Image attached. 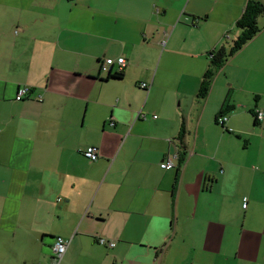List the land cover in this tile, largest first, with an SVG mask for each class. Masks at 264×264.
<instances>
[{"label": "crops", "instance_id": "1", "mask_svg": "<svg viewBox=\"0 0 264 264\" xmlns=\"http://www.w3.org/2000/svg\"><path fill=\"white\" fill-rule=\"evenodd\" d=\"M41 1L57 7L0 16V264H50L55 236L69 242L59 264H264V123L250 112L264 111V16L199 98L222 36L181 48V27L209 21L191 0ZM119 17L122 46L95 62L80 35L112 38ZM105 57L126 60L121 79L102 80Z\"/></svg>", "mask_w": 264, "mask_h": 264}, {"label": "rangeland", "instance_id": "2", "mask_svg": "<svg viewBox=\"0 0 264 264\" xmlns=\"http://www.w3.org/2000/svg\"><path fill=\"white\" fill-rule=\"evenodd\" d=\"M19 1L20 0H0V16H16L17 8L20 7V5L18 4ZM259 1H261V3L264 6V0H259ZM191 2L194 4V7H198V9L200 8L204 9L203 13H206V16H209V21L206 25V28L202 29V31L200 32H194V31L188 32L186 27H181L183 31L180 32V35L178 36L179 41L181 38L186 37V42L184 43L183 46H181V48L186 49V44H189L190 41L194 38L206 39L208 36L210 37V40H212V38L214 37L217 38L218 36L221 35L222 36L220 41L221 45H224L228 51L232 44V40L236 39L237 35L239 34V29L236 27V25L233 24L232 28H227L228 24L230 23L231 17L236 16L237 11H239V9L236 10L234 8L238 0H191ZM53 4L47 5L46 1L42 2L41 0H32L33 15L41 16L42 15L41 8H44L47 5L51 9L52 6H55ZM154 5H156L155 6L156 8L155 7L153 8L154 14L151 16H158L157 11H160V6L157 3H155ZM170 12L171 10L166 14V16H172ZM260 16H264V11ZM98 18L102 20V18L104 19V16H98ZM118 19H119V28L115 29L112 38H107L106 36L98 37L93 35V39H92L91 36L80 35L79 39L81 40V45L83 49L93 51V60L95 62H96L95 56H99V59H102L103 54L107 55L115 47L122 46V43L120 41L115 40L119 38V35L121 34V30H122V19L120 17ZM189 23H192L191 19ZM162 39L167 40V37H163ZM162 48L164 49V46H162ZM184 60L185 58L178 54L175 55L170 54L168 57L167 54H164L162 57L163 63L166 61L168 63H174L176 61L183 62ZM102 72L103 74H105L106 70H102ZM257 122L261 124L264 123V121H258V120Z\"/></svg>", "mask_w": 264, "mask_h": 264}, {"label": "trees", "instance_id": "3", "mask_svg": "<svg viewBox=\"0 0 264 264\" xmlns=\"http://www.w3.org/2000/svg\"><path fill=\"white\" fill-rule=\"evenodd\" d=\"M264 11V6L259 0H247L244 9L241 15L235 21L236 27L239 29V34L236 39L232 40L230 49L227 51V48L224 45L208 52L209 63L204 71L199 88L197 90V97L205 98L208 95L209 89L213 82V78L217 71L223 66V64L236 52H238L245 44H247L256 34L259 32V26L257 24V18ZM123 76V71H112V67L109 68L106 78L107 79H121ZM229 111V108H225L220 111L216 118L215 122L218 125L223 126L218 122V118L223 116L225 112ZM251 114L254 116L255 123L257 119L255 118V111L250 110ZM186 136V127L185 119L182 120L180 125V130L177 135V140L179 142V151L177 152V171L180 170L181 166L185 161V143L184 139Z\"/></svg>", "mask_w": 264, "mask_h": 264}, {"label": "built area", "instance_id": "4", "mask_svg": "<svg viewBox=\"0 0 264 264\" xmlns=\"http://www.w3.org/2000/svg\"><path fill=\"white\" fill-rule=\"evenodd\" d=\"M103 66L104 67H115L117 71H121L123 67L126 64V60L123 57H117V58H111V57H105L103 59ZM139 86L142 89L147 90L149 88V84L146 82H140ZM29 88L26 86L20 87L17 91V94L15 96L16 100H21L28 96ZM38 99L40 100V96H38ZM155 117V116H154ZM255 117L258 121H264V111L263 110H255ZM227 117L225 115L218 118V122L224 125ZM82 155L90 160V161H96L99 157L98 150L95 146L89 145L87 146L83 151ZM160 167L163 169H171L174 167V164L172 162L171 158H166L160 163ZM246 201V199H245ZM243 206H246V203L243 204ZM97 242L102 245H107L109 247H113V242H107L103 237H99L97 239ZM68 240L64 239L61 236H55L53 239L52 247H51V253H52V262L50 264H59L62 257L64 256L67 247H68ZM40 264V263H39Z\"/></svg>", "mask_w": 264, "mask_h": 264}]
</instances>
